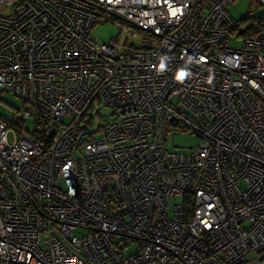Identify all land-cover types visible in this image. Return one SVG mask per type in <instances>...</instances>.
Here are the masks:
<instances>
[{"label": "built area", "instance_id": "built-area-1", "mask_svg": "<svg viewBox=\"0 0 264 264\" xmlns=\"http://www.w3.org/2000/svg\"><path fill=\"white\" fill-rule=\"evenodd\" d=\"M229 1L0 0V95L25 102L0 113V264H264V21ZM100 17L156 39L119 50Z\"/></svg>", "mask_w": 264, "mask_h": 264}, {"label": "rangeland", "instance_id": "rangeland-1", "mask_svg": "<svg viewBox=\"0 0 264 264\" xmlns=\"http://www.w3.org/2000/svg\"><path fill=\"white\" fill-rule=\"evenodd\" d=\"M229 14L236 19L240 25L258 24L257 15L261 16L264 21V3L258 0H230L225 5ZM91 32L103 41L114 44L119 50L123 49L128 43L136 45L142 42L152 41L156 36L133 23L120 20L118 18H104L100 17L96 20L92 27ZM234 42H238L234 40ZM25 102L23 98L10 91H2L0 95V113L9 118L21 112ZM99 108V110H97ZM111 106L99 103L95 100V107L90 111L93 115L92 128H95L98 123H102L105 115H111ZM110 116V117H111ZM23 126L28 129H33L37 126L36 114L33 113L26 117L23 121ZM178 129L168 130V146L171 149H188L192 147L199 139V137L189 128L182 129L178 125ZM101 131L95 132V136H100Z\"/></svg>", "mask_w": 264, "mask_h": 264}, {"label": "trees", "instance_id": "trees-1", "mask_svg": "<svg viewBox=\"0 0 264 264\" xmlns=\"http://www.w3.org/2000/svg\"><path fill=\"white\" fill-rule=\"evenodd\" d=\"M40 124L42 125V129L38 131L36 130L35 135L37 137H41L42 139L46 137V140H49L51 136L56 133V128L51 125L52 123H50V121H48L47 119L44 120V118L40 120Z\"/></svg>", "mask_w": 264, "mask_h": 264}, {"label": "water", "instance_id": "water-1", "mask_svg": "<svg viewBox=\"0 0 264 264\" xmlns=\"http://www.w3.org/2000/svg\"><path fill=\"white\" fill-rule=\"evenodd\" d=\"M172 118L176 120V117L172 116Z\"/></svg>", "mask_w": 264, "mask_h": 264}]
</instances>
